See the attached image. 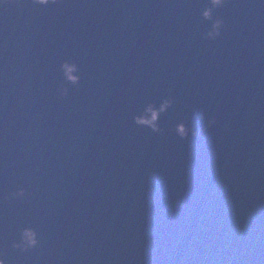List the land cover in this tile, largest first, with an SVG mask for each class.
Returning <instances> with one entry per match:
<instances>
[{"label":"water","instance_id":"1","mask_svg":"<svg viewBox=\"0 0 264 264\" xmlns=\"http://www.w3.org/2000/svg\"><path fill=\"white\" fill-rule=\"evenodd\" d=\"M211 7L0 5L7 264H264V0ZM150 105L158 132L136 123ZM25 227L39 245L20 252Z\"/></svg>","mask_w":264,"mask_h":264},{"label":"clouds","instance_id":"2","mask_svg":"<svg viewBox=\"0 0 264 264\" xmlns=\"http://www.w3.org/2000/svg\"><path fill=\"white\" fill-rule=\"evenodd\" d=\"M60 0H31V3L34 5H40V6H47L49 4H57L59 3ZM228 0H210L211 3V8L206 9L203 13L202 16L205 19H211V12L212 9L220 8L222 7L225 3H227ZM15 4L16 7H21L22 6V0H0V5H10V4ZM224 27V21L217 18L213 22V26L211 30H209L206 35L205 39L207 40H215L217 37L220 36L221 34V29ZM73 84H78L79 83V77H73L70 78ZM59 95L61 97L67 95V89L61 86L58 90ZM171 101L165 100L160 108V111H165L171 106ZM148 112L152 113V119L151 120H145L141 118L136 119V123L138 126H151L154 131H159V129L156 127L154 124V121L157 119V114L156 111H154L153 107L150 105L147 109ZM201 119H204L202 116ZM216 123L215 119H208L206 127L211 128L214 124ZM175 134L180 137L181 139L187 138L189 135V129L184 125V124H177L175 126ZM195 135V133H192ZM25 197V191L23 189L12 193L11 198L12 199H23ZM39 245V240H38V235L37 232L30 227H25L24 229L21 230L19 234V240L17 242H13L11 247L14 250H18L20 252H28L32 249L37 248ZM0 264H7L6 259L2 254H0Z\"/></svg>","mask_w":264,"mask_h":264}]
</instances>
